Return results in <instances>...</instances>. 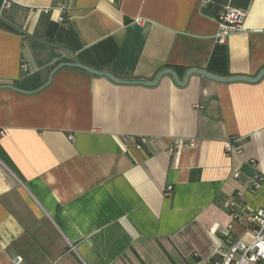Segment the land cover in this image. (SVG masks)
I'll return each mask as SVG.
<instances>
[{
    "label": "crops",
    "instance_id": "obj_1",
    "mask_svg": "<svg viewBox=\"0 0 264 264\" xmlns=\"http://www.w3.org/2000/svg\"><path fill=\"white\" fill-rule=\"evenodd\" d=\"M227 7L245 16L221 45ZM1 14L0 264H195L249 240L247 216L264 208V180L248 185L264 177V75L145 86L64 66L41 86L60 62L146 81L163 68L256 76L264 0H12ZM172 138L191 143L169 152Z\"/></svg>",
    "mask_w": 264,
    "mask_h": 264
},
{
    "label": "built area",
    "instance_id": "obj_2",
    "mask_svg": "<svg viewBox=\"0 0 264 264\" xmlns=\"http://www.w3.org/2000/svg\"><path fill=\"white\" fill-rule=\"evenodd\" d=\"M12 0H0V19L2 18L1 11L7 7ZM60 11H65L64 6H60ZM245 13L242 10L227 7L217 18V30L215 33V42L217 44H224L226 38L242 29V23ZM59 20L63 21V17L60 16ZM21 69L25 72L26 65L21 64ZM6 130H3L5 132ZM125 144H133L137 149L142 150L143 146L147 143L146 136H123ZM191 143L186 139L172 138L168 151L172 152L175 148ZM225 152H231L235 150L237 153L241 149L234 145L232 139H229L225 143ZM254 165L253 160L249 161ZM234 177L239 176V172L233 174ZM264 177L258 172L254 171L251 178L248 180L249 189L256 191L260 188ZM171 186H167V192H169ZM226 206L229 211V216L232 222H240L239 210H242L244 204L241 200L228 199ZM249 226L247 233L249 234V240H244L242 237L236 238L230 244L228 250L221 251L215 249L210 257L201 258L198 257L195 264H261L264 261V208L256 209L252 214L247 216ZM196 256L198 254L195 253ZM13 264H22V258L15 256L12 258Z\"/></svg>",
    "mask_w": 264,
    "mask_h": 264
},
{
    "label": "water",
    "instance_id": "obj_3",
    "mask_svg": "<svg viewBox=\"0 0 264 264\" xmlns=\"http://www.w3.org/2000/svg\"><path fill=\"white\" fill-rule=\"evenodd\" d=\"M68 67V68H75V69H79L85 72L90 73L91 75H96V76H106L108 79H110L113 82L116 83H123V84H143V85H147V86H152L154 84L157 83L158 79L160 78L161 75L163 74H168L172 80L174 81L175 84H177L178 86H183L184 84H186L187 81V77L192 74V73H196L199 74L201 76H204L206 78L215 80V81H220V82H229V81H247V82H255L258 81L263 75H264V68H262L259 73L256 76L250 77V76H243V75H232V76H219L216 74H213L211 72H208L206 70L203 69H199L198 68H189L185 71L184 75L182 76L181 79L178 78V76L176 75L175 72H173V70L171 71V69L169 68H163L161 69L156 77L151 80V81H146V80H141V79H122V78H117L116 76H114L113 74H111L110 72L106 71V70H95L93 68H90L88 66L82 65L79 62H60L58 63L50 72V75L47 79V81L41 86L44 87L46 86L49 82H50V78L51 75L58 69L62 68V67Z\"/></svg>",
    "mask_w": 264,
    "mask_h": 264
}]
</instances>
